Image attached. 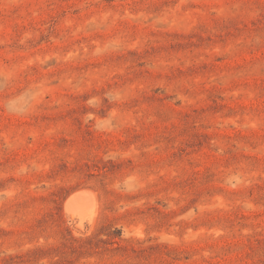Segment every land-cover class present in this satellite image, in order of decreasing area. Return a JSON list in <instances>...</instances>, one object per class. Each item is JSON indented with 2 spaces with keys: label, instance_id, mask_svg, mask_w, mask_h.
<instances>
[{
  "label": "rangeland",
  "instance_id": "1",
  "mask_svg": "<svg viewBox=\"0 0 264 264\" xmlns=\"http://www.w3.org/2000/svg\"><path fill=\"white\" fill-rule=\"evenodd\" d=\"M0 264H264V0H0Z\"/></svg>",
  "mask_w": 264,
  "mask_h": 264
},
{
  "label": "bare ground",
  "instance_id": "2",
  "mask_svg": "<svg viewBox=\"0 0 264 264\" xmlns=\"http://www.w3.org/2000/svg\"><path fill=\"white\" fill-rule=\"evenodd\" d=\"M98 202L93 194L83 190L72 195L66 201V209L70 218L77 219L81 225L84 221H91L96 212Z\"/></svg>",
  "mask_w": 264,
  "mask_h": 264
}]
</instances>
